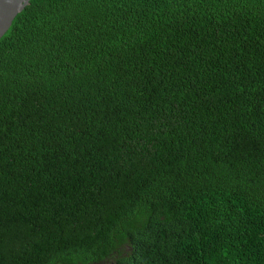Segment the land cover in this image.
I'll return each mask as SVG.
<instances>
[{
	"label": "trees",
	"instance_id": "16d2710c",
	"mask_svg": "<svg viewBox=\"0 0 264 264\" xmlns=\"http://www.w3.org/2000/svg\"><path fill=\"white\" fill-rule=\"evenodd\" d=\"M0 264H264V0H31L0 39Z\"/></svg>",
	"mask_w": 264,
	"mask_h": 264
},
{
	"label": "water",
	"instance_id": "95a60500",
	"mask_svg": "<svg viewBox=\"0 0 264 264\" xmlns=\"http://www.w3.org/2000/svg\"><path fill=\"white\" fill-rule=\"evenodd\" d=\"M31 0H0V39Z\"/></svg>",
	"mask_w": 264,
	"mask_h": 264
}]
</instances>
